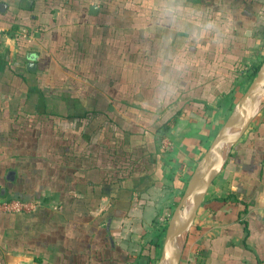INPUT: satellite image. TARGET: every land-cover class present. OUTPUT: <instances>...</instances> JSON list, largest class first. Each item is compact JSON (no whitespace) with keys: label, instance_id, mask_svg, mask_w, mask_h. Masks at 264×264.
<instances>
[{"label":"crops","instance_id":"0c3cea01","mask_svg":"<svg viewBox=\"0 0 264 264\" xmlns=\"http://www.w3.org/2000/svg\"><path fill=\"white\" fill-rule=\"evenodd\" d=\"M263 21L264 0L0 1V199L37 206L0 213V264H156ZM179 264H264V106Z\"/></svg>","mask_w":264,"mask_h":264},{"label":"water","instance_id":"95a60500","mask_svg":"<svg viewBox=\"0 0 264 264\" xmlns=\"http://www.w3.org/2000/svg\"><path fill=\"white\" fill-rule=\"evenodd\" d=\"M264 106V60L254 78L197 162L174 208L163 238L156 264H179L188 232L208 189L233 147Z\"/></svg>","mask_w":264,"mask_h":264},{"label":"built area","instance_id":"2783aa9c","mask_svg":"<svg viewBox=\"0 0 264 264\" xmlns=\"http://www.w3.org/2000/svg\"><path fill=\"white\" fill-rule=\"evenodd\" d=\"M4 1V0H0ZM161 146L164 151H170L172 144L167 139L161 140ZM37 206L33 203L23 202L20 200H6L0 199V213L5 214H19V213H30L34 211Z\"/></svg>","mask_w":264,"mask_h":264},{"label":"rangeland","instance_id":"374dc122","mask_svg":"<svg viewBox=\"0 0 264 264\" xmlns=\"http://www.w3.org/2000/svg\"><path fill=\"white\" fill-rule=\"evenodd\" d=\"M259 46H260V51H261V54L258 56V57H256V58H254V59H252V60H249V61H252V62H250L249 63V65H250V67L252 66V65H259V64H261L262 63V61L264 60V21H263V24H261V29H260V32H259ZM250 73V72H249ZM244 79V83H246L245 85H246V87H248V85L250 84V82H249V79L248 78H246V77H244L243 78ZM246 87H245V89H246ZM231 112V111H230ZM172 150V149H171ZM189 180V179H188ZM188 182V181H187ZM187 182L186 183H184L182 186H181V188H180V193L178 194V196H179V198H178V201H179V199H180V197H181V195H182V193H183V191H184V189H185V187H186V184H187ZM177 203L178 202H176V205H177ZM176 205L174 204L173 206H172V212H173V210H174V208L176 207ZM172 212L170 213V216H171V214H172ZM169 220V219H168ZM166 226H167V223H166ZM166 229V228H165ZM164 234H165V232L163 233V235H162V240H163V238H164ZM162 240H161V243H162ZM162 247V246H161ZM161 247H160V249H159V254H160V252H161ZM156 263H157V261H156Z\"/></svg>","mask_w":264,"mask_h":264},{"label":"trees","instance_id":"16d2710c","mask_svg":"<svg viewBox=\"0 0 264 264\" xmlns=\"http://www.w3.org/2000/svg\"><path fill=\"white\" fill-rule=\"evenodd\" d=\"M248 56H243V60L246 59ZM242 61H239L235 64V67L233 68L232 72H234V74H236L238 77H243L245 76L246 78L249 79V82L252 81V79L254 78L259 66V65H252L251 67H248V65ZM250 72V73H249ZM168 129V123L165 124L163 126V130H167ZM7 200H14V199H7ZM24 202V201H23ZM5 214V213H2ZM13 215V214H12ZM150 259H152V255L150 254Z\"/></svg>","mask_w":264,"mask_h":264},{"label":"clouds","instance_id":"9594fccd","mask_svg":"<svg viewBox=\"0 0 264 264\" xmlns=\"http://www.w3.org/2000/svg\"><path fill=\"white\" fill-rule=\"evenodd\" d=\"M204 27H205L206 29H211V28L214 27V25L211 24V23H209V24L205 25Z\"/></svg>","mask_w":264,"mask_h":264}]
</instances>
